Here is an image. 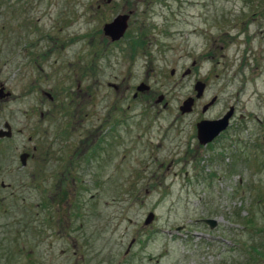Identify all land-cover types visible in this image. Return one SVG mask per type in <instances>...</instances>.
I'll use <instances>...</instances> for the list:
<instances>
[{
  "label": "rangeland",
  "instance_id": "374dc122",
  "mask_svg": "<svg viewBox=\"0 0 264 264\" xmlns=\"http://www.w3.org/2000/svg\"><path fill=\"white\" fill-rule=\"evenodd\" d=\"M249 4L0 0V264H264V78L257 97L226 83L264 56V33L225 30ZM128 11L109 41L102 25ZM232 101L225 138L199 144L195 122Z\"/></svg>",
  "mask_w": 264,
  "mask_h": 264
},
{
  "label": "flooded vegetation",
  "instance_id": "af4514ba",
  "mask_svg": "<svg viewBox=\"0 0 264 264\" xmlns=\"http://www.w3.org/2000/svg\"><path fill=\"white\" fill-rule=\"evenodd\" d=\"M246 2H247V0H246ZM248 2L252 3V4H249L250 6L248 7V9L246 8L244 10V8H243V10L238 13V15H232V13H230L231 15H229V17H228V23H227L228 25L225 28V30H227L226 31L227 33L232 34L230 39H231V41H232V43L234 45H236V43H241L242 41L247 42V40H248L247 43L250 44L253 41V40L252 41L249 40L250 37H251V34H257L258 38L256 39V44L257 43H261L262 44V42L264 41V40H262V42H261L260 39H259L261 37L262 33H264V32L259 33L261 28L253 27L254 25H259V24H262L264 26V0H248ZM128 12H126V13H128ZM117 14H123V13H117ZM117 14H115V15H117ZM129 15H130V12H129ZM223 33H224V31H220L219 34H216V36H215V35H210L209 32H204L203 34L205 36L206 44H207V42H209L210 48H217L215 46V44L217 42V39L222 37ZM123 35H122V37H123ZM119 40L120 39H118L117 41H119ZM117 41H115V42H117ZM234 54H235V51H234ZM246 54L247 53H245V55ZM235 56H234V58H235ZM200 57H203V55L202 56L200 55ZM253 59H257L261 63L260 62H253V64L251 63L252 65L248 63L249 67L247 66V64H246L247 67H244L243 63H242V58H239L238 65L234 66V67H231L230 70H228L226 83H228V86H229V84L230 85L237 84V86H238V91L235 90V86L233 87V90L230 91V93L228 94L229 98H232V99L235 98V96L240 92L241 87L246 82H247L248 88L251 90V92L254 94V96L257 97L258 91L254 87V81H255V79L257 77L254 76V78H253L251 76L253 74V75L261 76L262 79L264 78V56L258 55V56H256ZM203 60L205 62H207L208 64H212L213 63L212 60H214L213 54L207 52L205 54V59H203ZM247 68H248L249 71L246 74L245 70ZM186 70H185V72H186ZM185 72L181 76L185 75L187 72L189 73V70L186 73ZM256 72H257V74H254ZM196 82H199L202 85V91L200 92V94L198 96H196L194 94V98L193 99L191 98L192 99L191 106L194 104V102L196 103L197 101L201 100L203 98V95H204V90H205L204 82L200 81V80H197ZM42 94H44L48 99H51V97H50V95L48 93L42 92ZM218 101H219L218 97L215 96V95H212V96L208 97L206 99V102L203 103L200 106L201 113H205L209 108H211L213 105L218 103ZM236 104H237V101H236ZM234 105H235V103L232 101L231 104L227 105V107L225 106L222 109V111L220 113H218L215 117H213V118L202 117V118L199 119V120H206V121L218 120L221 117H223V115H225V113L230 111V115H229V117L227 119V124H226L225 129L220 131V133H218V135H216V137H214L213 139L218 140V139H221V138H225L226 129L231 127V125H232L231 122L234 119V114H235V106ZM41 116H42V114H41ZM253 118H254V121H256L257 124H263L262 120L259 117L254 116ZM3 127H4V124L2 125V128H0V129H4ZM4 130H6V128ZM9 132H10V135L8 137H5V136L1 137L0 140L1 139H10L12 137V131L10 130V128H9ZM28 140H29V138H28ZM33 149L34 148H32V150ZM22 154H26L27 155L26 158L24 159V164H21V162H20V155H22ZM30 157L31 156L29 154H27L26 152H24V151L21 154H19V156L17 158L19 160L20 166L23 167L25 165V163H26V160L29 159Z\"/></svg>",
  "mask_w": 264,
  "mask_h": 264
},
{
  "label": "water",
  "instance_id": "95a60500",
  "mask_svg": "<svg viewBox=\"0 0 264 264\" xmlns=\"http://www.w3.org/2000/svg\"><path fill=\"white\" fill-rule=\"evenodd\" d=\"M129 17L128 13L117 14L115 15L109 22H106L102 25L101 31L103 35L107 36L110 41H116L120 37H122L126 27L127 20ZM193 89L195 90V95L198 96L202 91V85L199 82H195L193 85ZM136 90L142 91L147 90V86L140 84L137 86ZM8 96V92H3V87H0V97ZM192 99L187 98L182 101L181 105L178 107L179 113L189 112L191 109ZM230 115V111L225 113L223 117L215 121H206L202 120L195 124L196 127V139L199 144H206L211 141L221 130H223L227 124V119ZM4 129H0V138L8 137L10 135L8 124L4 123ZM26 154L20 155V162L24 164V159L26 158ZM152 218V215L149 213L145 218V222H148ZM209 226H213L214 222L210 219L205 220Z\"/></svg>",
  "mask_w": 264,
  "mask_h": 264
}]
</instances>
